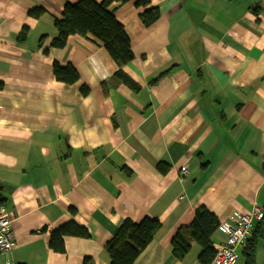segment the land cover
<instances>
[{"label":"crops","instance_id":"obj_1","mask_svg":"<svg viewBox=\"0 0 264 264\" xmlns=\"http://www.w3.org/2000/svg\"><path fill=\"white\" fill-rule=\"evenodd\" d=\"M75 1L0 0V205L14 242L0 264H110L118 225L144 217L160 227L133 264H200L198 244L178 259L170 243L197 207L220 223L264 206V0H149L150 26L136 0L113 1L133 53L120 77L91 36L51 45ZM54 62L78 80L58 81ZM68 221L89 235L53 251L50 232ZM244 245L235 264H247Z\"/></svg>","mask_w":264,"mask_h":264},{"label":"trees","instance_id":"obj_2","mask_svg":"<svg viewBox=\"0 0 264 264\" xmlns=\"http://www.w3.org/2000/svg\"><path fill=\"white\" fill-rule=\"evenodd\" d=\"M113 1L115 0H102L99 2L77 0L74 3H66L61 11V17L54 21L56 35L52 39L51 45L63 47L67 38L71 35L91 36L107 50L117 65L118 70L115 73L120 77L122 76V67L132 60L133 53L123 25L109 8ZM135 5L144 7L139 13V18L145 26H150L158 20L159 10L156 6H151L149 0H136ZM253 12L257 13L258 7H254ZM41 13V8H35L29 12L31 16H38ZM24 33L25 30L20 33V36L22 37ZM52 72L54 77L61 82L73 83L78 80L77 71L70 65L62 66L54 62ZM81 90L86 93L88 89L83 86ZM157 167L164 173L169 165L158 163ZM261 209L262 217L256 223L253 221L251 235L244 240L245 245L242 248V253L247 264L253 263L254 252L259 242L264 240V206ZM218 225L219 221L213 213L203 206L197 207L195 218L188 227V234H181L179 229L172 236L170 243L173 255L178 259L183 258L191 244L196 243L201 247L198 255L199 263L211 264L215 248L211 243L210 236L218 228ZM159 227L160 221L156 218L144 217L139 222H133L128 218L123 219L104 246L110 264H133L135 258L153 239ZM88 235L89 233L85 227L79 226L73 221H68L50 232L49 247L53 251L63 252V238L65 236L86 238Z\"/></svg>","mask_w":264,"mask_h":264},{"label":"built area","instance_id":"obj_3","mask_svg":"<svg viewBox=\"0 0 264 264\" xmlns=\"http://www.w3.org/2000/svg\"><path fill=\"white\" fill-rule=\"evenodd\" d=\"M186 166L180 167V174L186 175ZM262 217V209L255 205L250 214L233 212L228 220L220 222L218 230L224 234V240L214 245L215 254L211 264H235L238 258L237 247L242 245L244 240L251 235V226L254 220ZM14 245L11 230V219L7 212L0 205V251L9 252ZM4 264H12L6 261Z\"/></svg>","mask_w":264,"mask_h":264},{"label":"rangeland","instance_id":"obj_4","mask_svg":"<svg viewBox=\"0 0 264 264\" xmlns=\"http://www.w3.org/2000/svg\"><path fill=\"white\" fill-rule=\"evenodd\" d=\"M240 258H242V257H240ZM239 261L241 262V259Z\"/></svg>","mask_w":264,"mask_h":264}]
</instances>
